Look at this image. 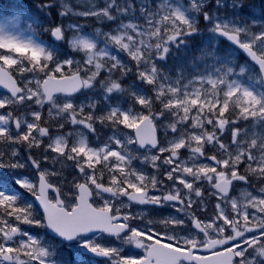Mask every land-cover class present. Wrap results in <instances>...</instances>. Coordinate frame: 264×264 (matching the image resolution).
<instances>
[{"label":"snow or ice","instance_id":"obj_1","mask_svg":"<svg viewBox=\"0 0 264 264\" xmlns=\"http://www.w3.org/2000/svg\"><path fill=\"white\" fill-rule=\"evenodd\" d=\"M37 8L27 36L0 9V264H264V0Z\"/></svg>","mask_w":264,"mask_h":264},{"label":"rangeland","instance_id":"obj_2","mask_svg":"<svg viewBox=\"0 0 264 264\" xmlns=\"http://www.w3.org/2000/svg\"><path fill=\"white\" fill-rule=\"evenodd\" d=\"M0 23H4V22H0ZM22 35H25V36H27V34H24L22 31H20L19 29H17ZM184 55V54H183ZM182 55V56H183ZM9 174V173H8ZM31 233V232H30ZM32 235H34V236H38V237H40L41 239H43L44 238V235H41V236H39L38 234H33V233H31Z\"/></svg>","mask_w":264,"mask_h":264}]
</instances>
